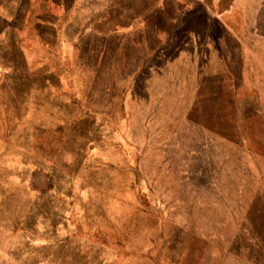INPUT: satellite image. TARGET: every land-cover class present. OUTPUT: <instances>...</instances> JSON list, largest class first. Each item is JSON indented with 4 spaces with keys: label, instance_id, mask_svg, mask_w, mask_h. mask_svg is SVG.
<instances>
[{
    "label": "rangeland",
    "instance_id": "rangeland-1",
    "mask_svg": "<svg viewBox=\"0 0 264 264\" xmlns=\"http://www.w3.org/2000/svg\"><path fill=\"white\" fill-rule=\"evenodd\" d=\"M50 1L0 0V264H264V0H83L98 36L63 45ZM195 8L212 88L167 46Z\"/></svg>",
    "mask_w": 264,
    "mask_h": 264
},
{
    "label": "crops",
    "instance_id": "crops-1",
    "mask_svg": "<svg viewBox=\"0 0 264 264\" xmlns=\"http://www.w3.org/2000/svg\"><path fill=\"white\" fill-rule=\"evenodd\" d=\"M44 3L47 2L45 1ZM49 4L60 7V5L63 3L51 0ZM63 5H65L63 7L65 10L64 13L66 14L65 17L52 15L49 17L42 16L35 18L37 34H39L41 31L48 32V34H50L53 39L57 40V45L60 42V44L63 45L65 42L69 41L73 42V44L79 41H90L91 39L89 38L91 36H98V34L93 32L89 26L93 17H83L79 19L81 20V22H79L78 18L75 16H70V8L75 6L76 10H82L87 6L85 1L77 0L72 1L69 6L67 3H64ZM201 11L202 9H194V17L198 21L195 23L194 29L190 30L184 24H176L177 26H174L176 27L175 29L170 30L171 32H167V46L171 47V43L174 40H176V42L178 41L173 45V49L176 52L175 57L177 58L181 56V53L187 47V44H189L190 55H192L194 58L197 82L200 84V86L202 83H204L207 84L209 88H212V83H216L218 78L217 64L219 51H222L227 47V34L220 39L217 36V18L207 15L202 17ZM23 16L25 17V11ZM74 22L76 23L74 24ZM76 24L78 27H73V25ZM40 34L42 35L43 33ZM102 36L103 35L101 34L99 37ZM179 36L181 37L180 40L175 39L179 38ZM101 39L107 41L105 37ZM85 47L92 48L93 46L86 44ZM105 49L106 45L100 46L98 48L94 47L92 50L99 52L104 51ZM182 61L184 60L182 59Z\"/></svg>",
    "mask_w": 264,
    "mask_h": 264
},
{
    "label": "water",
    "instance_id": "water-1",
    "mask_svg": "<svg viewBox=\"0 0 264 264\" xmlns=\"http://www.w3.org/2000/svg\"><path fill=\"white\" fill-rule=\"evenodd\" d=\"M236 141L238 142V145H239V146H237L239 148H238V151L236 153V155H237L236 156V159H239V161L241 162V161H243L245 158H247L249 156H251V157L256 156L255 154H253L252 152H250L247 147L244 146L241 137L236 138ZM236 163H238V162H236ZM237 165L235 166L234 171L238 170L239 165L238 166ZM247 173H248V171H247ZM256 197L258 199L257 201L260 202V204L262 203V207L264 208V187L257 189V191H256ZM253 207H255V205Z\"/></svg>",
    "mask_w": 264,
    "mask_h": 264
},
{
    "label": "trees",
    "instance_id": "trees-1",
    "mask_svg": "<svg viewBox=\"0 0 264 264\" xmlns=\"http://www.w3.org/2000/svg\"><path fill=\"white\" fill-rule=\"evenodd\" d=\"M69 0H62L61 2L64 4V3H66V2H68ZM89 114V116H93V114H91V113H88ZM87 114V115H88ZM240 137L242 138V142H243V144H244V146L245 147H248V145L250 144V142L248 141V136H246L245 134H244V132L242 133V132H240ZM252 153L253 154H255L256 155V157L258 156V154L256 153V151H252ZM16 227V226H15Z\"/></svg>",
    "mask_w": 264,
    "mask_h": 264
}]
</instances>
